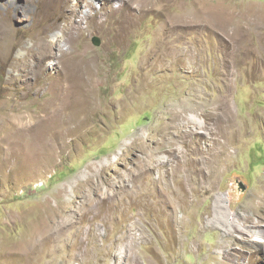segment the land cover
Returning a JSON list of instances; mask_svg holds the SVG:
<instances>
[{
    "label": "rangeland",
    "instance_id": "374dc122",
    "mask_svg": "<svg viewBox=\"0 0 264 264\" xmlns=\"http://www.w3.org/2000/svg\"><path fill=\"white\" fill-rule=\"evenodd\" d=\"M143 1L0 0V264H264V0Z\"/></svg>",
    "mask_w": 264,
    "mask_h": 264
},
{
    "label": "bare ground",
    "instance_id": "6f19581e",
    "mask_svg": "<svg viewBox=\"0 0 264 264\" xmlns=\"http://www.w3.org/2000/svg\"><path fill=\"white\" fill-rule=\"evenodd\" d=\"M163 1L164 0H158V2H162V3H163ZM143 3L148 5L147 9H148V7H151L153 5V2H151V1L147 2V0H144ZM137 8L139 10H141L140 9V5H138ZM92 10H93V8H92ZM92 12H93L92 15H90L89 17L85 14V16H87L86 18L89 19L90 21H91L92 17H98V15L100 13V12H97V11L96 12L92 11ZM111 13H112V16H113V11ZM157 14H163V13L158 11ZM161 19L163 20V22H165L163 17H161ZM125 24H126V22H123L122 25L119 27V29L123 30ZM174 25H176L177 29L181 28L180 24H174ZM55 40L57 41L58 37H53L52 41H55ZM49 53H48V51H45L39 57L36 58V67L34 69V71H35L34 74H37V72L41 68V66H42L41 62H43L46 59L52 58V53H50V54ZM57 65L58 64H56V66ZM64 69H66V75L65 74L63 75V79H64V81H67V83L71 82V84H68L64 89H62L61 87H56L55 90H57L59 92L60 91H64L66 93V91L72 85L81 87V86H84V85L88 84V81L90 79V77H89L90 69L86 65H78V64H74V63H67V66ZM69 95H71V94L69 93ZM66 99L67 98L64 97L63 98V102H65ZM84 101H85L84 99L74 100L73 103H69V104L65 105L64 107L68 108L69 106L76 105V103L79 104L78 105L79 107H83ZM70 114H72V112H70ZM223 114L224 113H222L221 116L217 117V118H213V116L211 117L210 115H205L204 113H198L196 111H191L190 115H187L186 117H183V116L181 117L180 115L179 116L177 115L178 119H182V121L185 124H184V126H176V128L189 129V128H191L193 126V127H196L199 130H204L203 123L200 121L201 118H204L205 122L207 121V123H211L212 126H211V131H210V134H209L210 137H208L207 135L205 136L206 140H207V143H208V144H206V150H207L206 154L208 155V157L206 158L205 152L199 151L201 153V155H202V159L201 160H202L203 164L208 167V169L213 168L217 164L219 158L224 153V149H223L222 146H224V147L226 146V143L221 141L222 137L224 138V137L227 136V133L225 131L226 125H225V121H224V119H226V118L223 116ZM224 115L226 116V114H224ZM222 123H223V125H221ZM187 133H188V131L184 132L183 133L184 136L188 137L189 134H187ZM198 133H200V132H198ZM177 162H178L177 164L179 165L180 162H179L178 159H177ZM178 165H177V167H178ZM217 205H218V210L216 212V218H214V220H215L214 223L215 224H223L224 220L226 218V214H225V212L223 210L224 209L223 206H221L222 205L221 202H219V203L217 202ZM240 218H242V217H240ZM248 221H249V219L247 218V219H245L244 222H246L248 224H251V225H249V227H251V228H259V226H256V225H254V224H252L251 222H248Z\"/></svg>",
    "mask_w": 264,
    "mask_h": 264
},
{
    "label": "water",
    "instance_id": "95a60500",
    "mask_svg": "<svg viewBox=\"0 0 264 264\" xmlns=\"http://www.w3.org/2000/svg\"><path fill=\"white\" fill-rule=\"evenodd\" d=\"M100 40L97 38V37H94L93 39H92V43L95 45V46H99L100 45ZM242 191H245V187L244 186H242Z\"/></svg>",
    "mask_w": 264,
    "mask_h": 264
}]
</instances>
